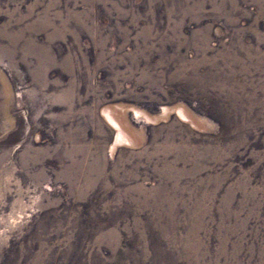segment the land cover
<instances>
[{"label":"rangeland","instance_id":"374dc122","mask_svg":"<svg viewBox=\"0 0 264 264\" xmlns=\"http://www.w3.org/2000/svg\"><path fill=\"white\" fill-rule=\"evenodd\" d=\"M0 264H264V0H0Z\"/></svg>","mask_w":264,"mask_h":264},{"label":"bare ground","instance_id":"6f19581e","mask_svg":"<svg viewBox=\"0 0 264 264\" xmlns=\"http://www.w3.org/2000/svg\"><path fill=\"white\" fill-rule=\"evenodd\" d=\"M109 117V116H108ZM109 119L112 121V123L114 124V125H112V126H114L115 128H116V130H117V142L118 141H121V142H125L124 144H129V141L126 139V137H125V135H124V133H123V130H122V127L120 126V124L116 121V120H114L113 118H111V117H109Z\"/></svg>","mask_w":264,"mask_h":264}]
</instances>
